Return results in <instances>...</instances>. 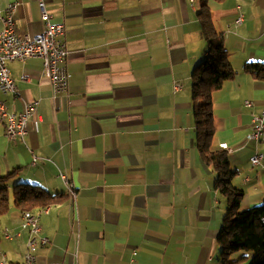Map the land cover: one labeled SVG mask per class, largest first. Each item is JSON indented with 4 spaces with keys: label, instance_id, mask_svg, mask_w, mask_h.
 Here are the masks:
<instances>
[{
    "label": "crops",
    "instance_id": "1",
    "mask_svg": "<svg viewBox=\"0 0 264 264\" xmlns=\"http://www.w3.org/2000/svg\"><path fill=\"white\" fill-rule=\"evenodd\" d=\"M38 1L0 0V18L14 3L17 34L39 35ZM42 1L51 21L64 24L69 98L52 96L36 58L8 63L17 92H0L9 112L38 103L15 143L0 119V178L10 175L9 190L25 184L63 198L40 216L48 244L38 246L36 264H219L227 205L195 147L190 94L192 72L208 54L198 0ZM207 5L235 72L211 97L214 142L231 149L232 185L246 210L264 194V136L246 141L264 111V81L244 71L264 64V0ZM256 154L263 158L253 167ZM59 174L76 188L75 208ZM22 211L11 203L0 215V264L24 263ZM4 230L18 236L6 239Z\"/></svg>",
    "mask_w": 264,
    "mask_h": 264
},
{
    "label": "trees",
    "instance_id": "2",
    "mask_svg": "<svg viewBox=\"0 0 264 264\" xmlns=\"http://www.w3.org/2000/svg\"><path fill=\"white\" fill-rule=\"evenodd\" d=\"M209 0H198L200 23L208 54L194 68L191 79V100L195 125V147L204 163L216 174L214 189L226 200V211L222 217L217 236L219 264H264V194L260 205L241 210L243 192L232 185L236 172L231 169L228 154L215 145L213 127L212 94L224 82L235 76L226 51L222 35L213 26ZM244 71L257 81H264V64H246ZM10 176V175H9ZM8 177L0 178V215L6 213L10 204L23 211H39L62 201L43 189L25 184L6 188Z\"/></svg>",
    "mask_w": 264,
    "mask_h": 264
},
{
    "label": "built area",
    "instance_id": "3",
    "mask_svg": "<svg viewBox=\"0 0 264 264\" xmlns=\"http://www.w3.org/2000/svg\"><path fill=\"white\" fill-rule=\"evenodd\" d=\"M40 10V20L43 24V30L39 35L20 36L16 32L14 23V12L16 4H8L0 18L2 30H0V92L2 95L15 96L17 88L8 69V63L19 61L25 62L29 59H40L42 61L43 72L49 81L50 91L53 97L63 96L69 98V83L71 75L66 66L68 51L63 41L64 24L53 23L50 15L45 10V3L38 1ZM242 22V16L239 15L234 20V25L238 26ZM180 84L173 86L174 92L181 90ZM37 102L28 103L20 113L9 112L4 102L0 101V119L5 122V138L15 143L17 139L23 138L28 133L29 120L36 110ZM245 107H250L249 102L244 103ZM264 136V111L252 118L251 133L247 136V142L257 143ZM227 154L231 153V149L225 145L220 146ZM263 156L256 154L250 158L253 167L260 164ZM65 189H67L71 206L76 204L77 195L74 184L65 174H59ZM42 214L36 217L21 214L22 229L28 232V241L26 243V252L24 254L27 264H36L38 246L45 247L48 239L40 235L41 229L39 219ZM6 239L13 236L7 230H4Z\"/></svg>",
    "mask_w": 264,
    "mask_h": 264
},
{
    "label": "bare ground",
    "instance_id": "4",
    "mask_svg": "<svg viewBox=\"0 0 264 264\" xmlns=\"http://www.w3.org/2000/svg\"><path fill=\"white\" fill-rule=\"evenodd\" d=\"M189 1H190V3L193 2V0H189ZM66 195L68 196V198H69V203L71 204V198H70V195H69L67 189H66ZM47 211H48V207H46V208H44V209H42V210H39V211H37V212L22 211L21 214L29 215V217H36L37 215H39V214H43V213H46ZM2 234H3L4 238H5L4 231H2ZM23 264H27V262L25 261V258H24V263H23Z\"/></svg>",
    "mask_w": 264,
    "mask_h": 264
},
{
    "label": "rangeland",
    "instance_id": "5",
    "mask_svg": "<svg viewBox=\"0 0 264 264\" xmlns=\"http://www.w3.org/2000/svg\"><path fill=\"white\" fill-rule=\"evenodd\" d=\"M250 263V262H249Z\"/></svg>",
    "mask_w": 264,
    "mask_h": 264
}]
</instances>
